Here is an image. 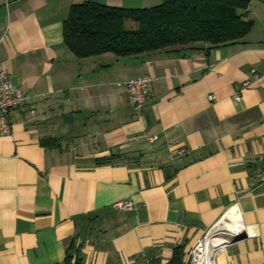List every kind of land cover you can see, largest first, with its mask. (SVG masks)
Listing matches in <instances>:
<instances>
[{
    "label": "crops",
    "instance_id": "1",
    "mask_svg": "<svg viewBox=\"0 0 264 264\" xmlns=\"http://www.w3.org/2000/svg\"><path fill=\"white\" fill-rule=\"evenodd\" d=\"M87 1L150 7L0 0V63L27 98L0 136V264H64L74 249L82 264H166L178 247L185 264L232 212L246 238L217 264H264V0L237 43L78 60L64 23ZM144 76L138 112L126 83Z\"/></svg>",
    "mask_w": 264,
    "mask_h": 264
},
{
    "label": "trees",
    "instance_id": "2",
    "mask_svg": "<svg viewBox=\"0 0 264 264\" xmlns=\"http://www.w3.org/2000/svg\"><path fill=\"white\" fill-rule=\"evenodd\" d=\"M250 8L251 0H164L143 9L87 1L72 6L64 40L78 60L106 54L118 59L160 53L187 56L206 46L212 50L243 40L254 24L248 19ZM183 257V248L178 247L166 264H183ZM64 264H82L75 249Z\"/></svg>",
    "mask_w": 264,
    "mask_h": 264
},
{
    "label": "built area",
    "instance_id": "3",
    "mask_svg": "<svg viewBox=\"0 0 264 264\" xmlns=\"http://www.w3.org/2000/svg\"><path fill=\"white\" fill-rule=\"evenodd\" d=\"M154 79L151 76H144L131 79L126 83L129 101L138 111L142 112L152 93ZM246 83L244 88H248ZM211 101L213 97H209ZM236 101L241 100V95L235 96ZM27 98L22 89L14 85L8 72L0 63V136H8L12 133V113L25 104ZM151 139V143L155 142ZM187 154L185 149L180 151V155ZM120 211H132L134 204L131 201L120 202L115 205ZM221 219L215 226L206 230L203 236L196 242L188 254L185 264H217L218 256L224 251L226 245L230 243L243 230L239 224L223 225Z\"/></svg>",
    "mask_w": 264,
    "mask_h": 264
},
{
    "label": "rangeland",
    "instance_id": "4",
    "mask_svg": "<svg viewBox=\"0 0 264 264\" xmlns=\"http://www.w3.org/2000/svg\"><path fill=\"white\" fill-rule=\"evenodd\" d=\"M164 0H147V4L150 7H154V6H158L163 4ZM251 4H252V8L255 9V7L258 6V4H260V2L258 0H251ZM149 7V8H150ZM132 24L130 23L129 25H127V28H131ZM225 217V216H224ZM224 220V219H223ZM190 252V251H189ZM189 254V253H188Z\"/></svg>",
    "mask_w": 264,
    "mask_h": 264
},
{
    "label": "bare ground",
    "instance_id": "5",
    "mask_svg": "<svg viewBox=\"0 0 264 264\" xmlns=\"http://www.w3.org/2000/svg\"><path fill=\"white\" fill-rule=\"evenodd\" d=\"M238 221H239L238 220V213L232 212V213L225 215L222 223H223V225H226V226H229L230 224H234V223H238L239 225H241Z\"/></svg>",
    "mask_w": 264,
    "mask_h": 264
},
{
    "label": "water",
    "instance_id": "6",
    "mask_svg": "<svg viewBox=\"0 0 264 264\" xmlns=\"http://www.w3.org/2000/svg\"><path fill=\"white\" fill-rule=\"evenodd\" d=\"M246 238L245 232L242 231L238 236L235 237V239L233 240V242L239 241V240H243Z\"/></svg>",
    "mask_w": 264,
    "mask_h": 264
}]
</instances>
